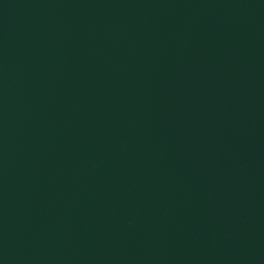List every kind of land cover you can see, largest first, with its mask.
<instances>
[{
    "label": "water",
    "instance_id": "95a60500",
    "mask_svg": "<svg viewBox=\"0 0 264 264\" xmlns=\"http://www.w3.org/2000/svg\"><path fill=\"white\" fill-rule=\"evenodd\" d=\"M0 264H264V0H0Z\"/></svg>",
    "mask_w": 264,
    "mask_h": 264
}]
</instances>
